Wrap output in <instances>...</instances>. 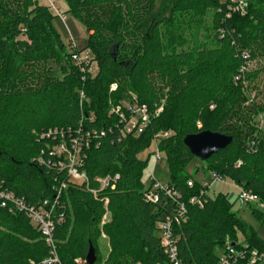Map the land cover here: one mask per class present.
Segmentation results:
<instances>
[{"label":"trees","instance_id":"obj_1","mask_svg":"<svg viewBox=\"0 0 264 264\" xmlns=\"http://www.w3.org/2000/svg\"><path fill=\"white\" fill-rule=\"evenodd\" d=\"M64 1L89 34L85 49L98 66L94 77L73 64L49 7L36 0H0V183L30 206L58 200L54 240L61 263L86 260L92 245L95 264H167L158 228L164 210L145 199L151 156H141L159 133L171 131L158 148L168 165V185L188 208L174 227L182 264H216L226 240L264 251V241L226 195L202 196L199 170H188L195 157L184 145L186 136L205 131L231 136L229 147L203 161L204 171L264 204L262 132L248 123L226 127L251 88L242 69L264 56V0L230 17L222 0H171L162 11L160 0ZM50 63L61 66L62 78ZM131 95L148 108L149 124L141 134L119 140V116L111 110ZM73 139L83 141L77 171L87 175L91 190L99 189L97 179L118 176L96 197L69 182L68 170L59 166L66 160L51 155ZM194 197H204L203 207L190 204ZM103 236L110 246L105 260ZM49 253L25 214L0 205V264H43Z\"/></svg>","mask_w":264,"mask_h":264},{"label":"built area","instance_id":"obj_2","mask_svg":"<svg viewBox=\"0 0 264 264\" xmlns=\"http://www.w3.org/2000/svg\"><path fill=\"white\" fill-rule=\"evenodd\" d=\"M223 3H227V8L229 11L228 16L235 14L245 15L249 8V3L247 0H222ZM49 8L51 12H55L59 17L64 20V15L60 12L56 3L51 0H48ZM71 54V60L73 64L80 69L84 74L95 76L98 72V66L94 61V57L90 50L82 49L79 50L75 43L73 42L71 48L68 50ZM246 69L243 68L242 72ZM118 88L117 84L111 86V91H116ZM131 101L123 102L117 107H113L111 114H116L119 116L120 124L118 125L119 129V140L126 137L127 135L141 134L149 124L150 113L146 106L140 105L137 101L135 95H131ZM81 100H86V95L84 92L80 93ZM163 108L161 107L157 114L161 113ZM93 121V119H92ZM121 126V127H120ZM110 132H113L111 129ZM105 132H102L101 135L105 136ZM171 136V132H162L159 133L155 140L165 139ZM83 141L79 139H73L71 141L70 147L66 143H62L57 146L53 152L52 156L62 157L66 162H59V166L62 169L68 170V179L69 182L76 185H84L95 197L99 192L109 189L113 182L118 179V176L114 178L107 176L105 178L97 179L99 185L98 190L90 189V181L85 173L77 171L78 161L81 154ZM57 148H60L61 153L57 152ZM60 154V155H59ZM69 154V157L66 155ZM153 168L150 174L147 177V191L145 192V199L154 204L155 206L161 207L163 211V217L159 222V238L162 242V248L164 255L167 259V264H182L179 251H178V238L174 234L175 225L181 224L185 220L188 212L186 203L182 200L180 193L170 187L168 184L160 183L155 177V171L160 161H162V153L157 147L153 153ZM241 165V162L238 163V166ZM212 179V182H206L204 179H199L203 191L202 196L209 194L210 188L216 182L224 181L216 173H209ZM189 187L194 186V181L188 182ZM66 188V184L62 185V190ZM60 197V192L58 198ZM57 198V199H58ZM202 198L204 197H194L190 200V204L199 205L203 207ZM238 200L244 206L249 205H260L264 208V204L261 203L259 198L251 193L244 190H240L238 195ZM57 201L54 203L45 201L38 207L30 206L27 202L20 197H17L13 192L7 190L4 187V183H0V205L3 209H6L9 213H23L30 220L33 227H35L41 234L44 236L47 245L50 247L49 257L44 260L43 264H62L57 247L54 240V232L57 224V220L54 218V212L57 207ZM59 222H61L59 220ZM264 264V251L253 249L249 244L241 242L238 246H233L230 240H226L225 246L220 252L219 259L216 264ZM75 264H87L85 259L78 258L75 260Z\"/></svg>","mask_w":264,"mask_h":264},{"label":"rangeland","instance_id":"obj_3","mask_svg":"<svg viewBox=\"0 0 264 264\" xmlns=\"http://www.w3.org/2000/svg\"><path fill=\"white\" fill-rule=\"evenodd\" d=\"M39 4L44 6H49L48 0H36ZM58 6L60 12L64 15V20L59 17L55 12H52L54 16L53 27L59 34L62 44L69 50L72 43L74 42L79 50L85 49L88 45L89 34L85 26L71 14L68 13V6L64 0H51ZM171 0H160L158 3V10L162 11L166 9ZM248 3L253 0H247ZM211 25V19H209L208 27ZM209 30V29H208ZM203 32L201 30L199 37L203 39ZM49 67L53 70L54 74L62 78L61 66L55 63H50ZM246 73L248 74V84L251 83V88L244 92V95L239 103V105L233 110L232 116L226 122L227 128H233L240 125L241 123H248L251 126L259 129L262 132V139H264V56H258L250 61L249 65L246 67ZM157 86L160 89L162 87L161 83L157 81ZM163 94L168 92L167 87H162ZM165 100L161 102L163 104ZM162 133V132H161ZM174 133L171 131V136ZM158 139H154L152 146L141 156L142 158H147L148 155L151 156L148 169L145 171V180L147 182V177L153 168V153L157 147ZM57 148V152L62 151ZM62 154V153H61ZM60 155V154H59ZM69 157V154L66 155ZM162 161L159 162L157 169L155 171L156 179L162 184H168L169 182V169L166 163L165 156L162 154ZM205 163L197 158H195L188 167L191 174H195L199 170L196 179H204L206 182L211 183L212 179L209 173L204 171ZM240 188L237 187L232 181L224 180L221 182H216L210 188L209 194L211 197H215L219 194H224L228 197L231 203L234 204V211L238 212L240 218L252 228L257 236L264 241V221L259 219L257 215L254 214L255 211L262 214L264 217V208L260 205L253 204L252 206L242 205L238 200V195L240 193ZM243 241V240H242ZM245 243V242H243ZM110 251L109 242L106 236H103L100 244V253L104 260L107 258Z\"/></svg>","mask_w":264,"mask_h":264},{"label":"water","instance_id":"obj_4","mask_svg":"<svg viewBox=\"0 0 264 264\" xmlns=\"http://www.w3.org/2000/svg\"><path fill=\"white\" fill-rule=\"evenodd\" d=\"M232 142L233 138L231 136L209 131L188 135L184 139V145L189 152L201 161L209 160L213 155L229 147ZM232 245L235 246V243H232ZM96 261V251L91 245L86 256V263L95 264Z\"/></svg>","mask_w":264,"mask_h":264},{"label":"bare ground","instance_id":"obj_5","mask_svg":"<svg viewBox=\"0 0 264 264\" xmlns=\"http://www.w3.org/2000/svg\"><path fill=\"white\" fill-rule=\"evenodd\" d=\"M73 65V64H72ZM80 72V71H79ZM116 115V114H115ZM203 188V187H202ZM261 251V250H260Z\"/></svg>","mask_w":264,"mask_h":264}]
</instances>
